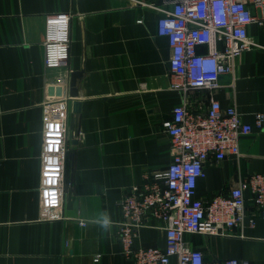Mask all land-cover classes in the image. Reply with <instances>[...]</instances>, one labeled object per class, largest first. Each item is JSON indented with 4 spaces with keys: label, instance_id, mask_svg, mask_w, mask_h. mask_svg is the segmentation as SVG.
I'll return each instance as SVG.
<instances>
[{
    "label": "crops",
    "instance_id": "obj_1",
    "mask_svg": "<svg viewBox=\"0 0 264 264\" xmlns=\"http://www.w3.org/2000/svg\"><path fill=\"white\" fill-rule=\"evenodd\" d=\"M132 1L0 0V264H134L121 254L118 201L169 165L162 123L183 96L169 88L159 12ZM55 12L71 14L69 57L64 66L45 68V19ZM248 32L257 45L236 59L233 75L220 76L214 97L222 107L235 103L243 121L253 123V113L264 110V27ZM74 71L82 73L71 96ZM186 100L193 111L208 106L205 91ZM64 108L63 217L49 220L40 200L43 125ZM204 165L196 196L227 193L238 178L264 172V131L239 137L238 156ZM246 213L255 214L253 228L245 222L227 235L185 238L206 260L264 264V218L250 200ZM150 221L138 241L163 247L161 222Z\"/></svg>",
    "mask_w": 264,
    "mask_h": 264
},
{
    "label": "built area",
    "instance_id": "obj_2",
    "mask_svg": "<svg viewBox=\"0 0 264 264\" xmlns=\"http://www.w3.org/2000/svg\"><path fill=\"white\" fill-rule=\"evenodd\" d=\"M133 1L159 12L156 32L167 38L170 50L169 88L181 94L183 101L176 103L172 117L162 123L171 148L169 165L152 172L143 184L131 186L118 201L121 254L134 264H250L236 258L206 260L202 250L190 247L185 236L227 235L245 222L253 228L255 214L247 215V200L264 218V172L238 178L227 193L209 200L196 196V183L205 176L207 160L238 156L239 137L255 129L264 131V110L253 113V123L245 122L235 103L222 107L214 97L220 76L233 75L236 59L257 45L248 29L251 25L264 27V0ZM70 17L67 12L46 16L45 68L67 63ZM194 90L206 92V110L193 111L187 106L186 96ZM67 125L66 108L57 116H45L40 200L43 216L49 220L63 217L59 207L65 187ZM150 220L161 222L163 247L138 241L140 230Z\"/></svg>",
    "mask_w": 264,
    "mask_h": 264
},
{
    "label": "water",
    "instance_id": "obj_3",
    "mask_svg": "<svg viewBox=\"0 0 264 264\" xmlns=\"http://www.w3.org/2000/svg\"><path fill=\"white\" fill-rule=\"evenodd\" d=\"M81 71H74L70 75V95L76 96L77 95V88H76V82L77 79L81 76ZM78 110L77 105L74 103L72 112L76 113Z\"/></svg>",
    "mask_w": 264,
    "mask_h": 264
}]
</instances>
